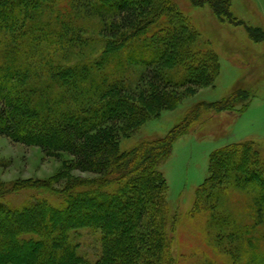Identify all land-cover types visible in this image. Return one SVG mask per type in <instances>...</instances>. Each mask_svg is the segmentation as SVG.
<instances>
[{
	"label": "trees",
	"instance_id": "16d2710c",
	"mask_svg": "<svg viewBox=\"0 0 264 264\" xmlns=\"http://www.w3.org/2000/svg\"><path fill=\"white\" fill-rule=\"evenodd\" d=\"M191 2L232 20L227 0ZM180 13L170 0H0V136L47 156L68 153L69 169L98 176L62 191L0 180V264H91L73 240L84 228L102 231L95 264H177L161 167L192 121L139 140L131 153L120 142L172 110L180 89L214 83L212 57L196 49L198 34ZM92 20L102 24L100 39L89 35ZM131 69L139 71L135 86ZM232 97L214 105L218 114L234 112L237 98L252 99L243 91ZM208 170L192 217H205L211 247L230 264H264L259 150L230 144L211 155ZM31 188L34 197L10 199ZM234 191L248 204L245 217L232 208Z\"/></svg>",
	"mask_w": 264,
	"mask_h": 264
},
{
	"label": "rangeland",
	"instance_id": "374dc122",
	"mask_svg": "<svg viewBox=\"0 0 264 264\" xmlns=\"http://www.w3.org/2000/svg\"><path fill=\"white\" fill-rule=\"evenodd\" d=\"M170 1L198 34L196 49L212 57L214 83L209 87L180 89L172 110L144 122L131 137L122 138L120 148L122 153H131L139 140L162 139L184 120L192 121L189 134L177 140L171 157L161 167L169 187L166 207L172 219L167 231L172 257L177 264H205L213 260L230 264L211 247L207 237L213 231L206 230L205 217H192V212L196 190L209 175L210 157L215 151L234 143L252 142L264 161V0H227L232 20L216 13L210 4L194 6L191 0ZM159 20L170 22L168 17ZM101 26L98 20H92L89 35L102 38ZM126 76L135 86L139 71L131 69ZM241 91L252 97L250 103L237 98L233 102L234 112L217 113L214 105L232 101V96ZM248 103V109L241 113ZM71 161L68 153L47 156L37 146L0 136V180L6 185L46 182L52 189L62 191L70 181L98 179L94 174L69 169ZM51 193L44 195L54 200L56 196ZM234 193L232 208L245 217L248 204H241L240 193ZM34 195L37 193L31 188L11 194L10 199L20 202ZM73 240L78 253L91 264L101 258L102 231L84 228L73 235ZM260 251L264 252V245Z\"/></svg>",
	"mask_w": 264,
	"mask_h": 264
}]
</instances>
